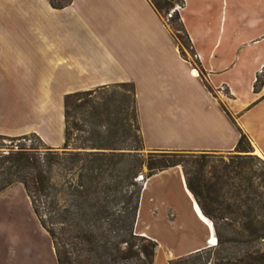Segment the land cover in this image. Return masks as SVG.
Instances as JSON below:
<instances>
[{"label":"crops","instance_id":"crops-1","mask_svg":"<svg viewBox=\"0 0 264 264\" xmlns=\"http://www.w3.org/2000/svg\"><path fill=\"white\" fill-rule=\"evenodd\" d=\"M178 12L196 66L149 0H71L61 8L0 0V135L33 132L61 147L65 94L131 82L144 147L230 151L241 130L264 159V0H183ZM18 189L23 203L2 206L1 230L17 215L26 238H8V248L22 261L58 264L50 234ZM195 203L180 167L143 181L135 231L156 241L153 264L208 247L214 226Z\"/></svg>","mask_w":264,"mask_h":264},{"label":"trees","instance_id":"trees-1","mask_svg":"<svg viewBox=\"0 0 264 264\" xmlns=\"http://www.w3.org/2000/svg\"><path fill=\"white\" fill-rule=\"evenodd\" d=\"M48 1L56 8L71 2ZM149 1L163 16L174 2L183 4V0ZM166 22L181 54L186 56L180 44L182 36L194 54L178 10ZM203 81L213 92L212 86ZM63 108L61 147L50 146L31 132L12 137L18 139L15 146L0 152V192L15 183L24 185L36 215L52 238L58 264H153L156 241L135 231L143 185L137 177L143 165L149 169L147 178L177 164H182L187 188L212 220L217 242L174 257L169 263L208 264L212 263L210 253L215 264L264 263V221L257 217L261 208L254 211L252 206L247 207L248 213H241L235 225L228 219L220 221L222 216L215 215L202 201L195 182L200 169L193 171L186 166L188 162L206 161L209 153L160 150L144 156L131 82L67 93ZM28 135L33 138L30 143L26 142ZM234 150L253 151L241 130ZM244 158L259 159L255 153ZM228 231L233 232L232 237Z\"/></svg>","mask_w":264,"mask_h":264},{"label":"rangeland","instance_id":"rangeland-1","mask_svg":"<svg viewBox=\"0 0 264 264\" xmlns=\"http://www.w3.org/2000/svg\"><path fill=\"white\" fill-rule=\"evenodd\" d=\"M180 6L178 2H174L169 12L164 16L161 15L162 18L167 21L169 15L173 13L175 9L178 10ZM180 44L186 57L196 66L194 54L186 45L184 36H182V42ZM12 137L14 136H0V152H5L11 146H15L18 139H12ZM32 141L33 138L28 135L26 142L30 143ZM156 151L160 150L148 149L146 147L142 149L145 157H147L149 153ZM204 152L209 153L211 157L206 161L198 160L196 163L192 164L188 162L186 167L188 169L191 168V170L193 169V171L195 169H200L198 171V178L195 176V182L200 190V197L206 206L215 215L222 216V219H219L220 221L228 219L235 225L238 224L241 213H248L247 207L252 206L254 211H258V209L261 208V214L259 212L260 215L258 214L257 217L264 221V159L258 155L257 157L259 159L244 158L246 154L253 155V151L239 152L232 149L230 151L212 150ZM202 163L204 164L201 166ZM170 167H180L184 174L182 164ZM148 172L149 169L147 166L143 165L142 171L137 177L138 181L143 182ZM205 181L206 183H204ZM19 187H21L26 194V189L22 183L13 184L10 190L0 194V220L4 218L1 210L2 206L6 207L7 203L20 205L23 203L24 199L22 192L18 189ZM17 217V215L12 214H9L7 218L5 217V226L7 227L5 232L1 230L2 224L0 223V264H41L37 261L34 262V258L22 261L19 255L12 254L11 246L8 248V238H10L13 244L18 243L21 238H26L24 231L19 230L20 221H18L19 219ZM228 236L232 237L233 232L228 231ZM263 250L264 242L262 244V251ZM209 259L212 263L208 264H215L214 262L216 259L213 253H210Z\"/></svg>","mask_w":264,"mask_h":264},{"label":"bare ground","instance_id":"bare-ground-1","mask_svg":"<svg viewBox=\"0 0 264 264\" xmlns=\"http://www.w3.org/2000/svg\"><path fill=\"white\" fill-rule=\"evenodd\" d=\"M192 73L193 74H196L197 73V71L195 70V69H193L192 70ZM254 153H257V152H254ZM196 200V199H195ZM197 202V201H196ZM195 207H196V210H197V212L199 213V215L202 217V219L204 220V221H206L209 225H210V227H211V229L213 230V222H212V220L210 219V218H208L202 211H201V209H199V206L195 203ZM215 242H217V237H216V235H215V233L214 234H212V238H211V241H210V243H215Z\"/></svg>","mask_w":264,"mask_h":264},{"label":"built area","instance_id":"built-area-1","mask_svg":"<svg viewBox=\"0 0 264 264\" xmlns=\"http://www.w3.org/2000/svg\"><path fill=\"white\" fill-rule=\"evenodd\" d=\"M210 238H211V235H210ZM215 244H216V242L212 244V243L209 242V239L207 240V245L208 246H214Z\"/></svg>","mask_w":264,"mask_h":264}]
</instances>
